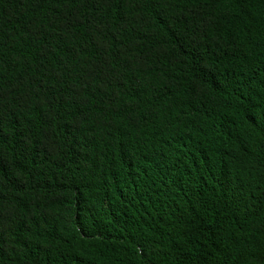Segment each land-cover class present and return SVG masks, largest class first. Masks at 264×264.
<instances>
[{"label":"trees","instance_id":"obj_1","mask_svg":"<svg viewBox=\"0 0 264 264\" xmlns=\"http://www.w3.org/2000/svg\"><path fill=\"white\" fill-rule=\"evenodd\" d=\"M0 264H264V0H0Z\"/></svg>","mask_w":264,"mask_h":264}]
</instances>
